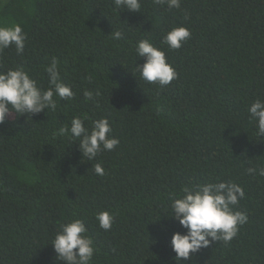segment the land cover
Wrapping results in <instances>:
<instances>
[{
	"label": "trees",
	"instance_id": "16d2710c",
	"mask_svg": "<svg viewBox=\"0 0 264 264\" xmlns=\"http://www.w3.org/2000/svg\"><path fill=\"white\" fill-rule=\"evenodd\" d=\"M140 2L130 12L113 0H0V25L26 34L23 53L0 52V71L23 66L47 90L55 58L75 93L54 97L55 111L13 113L0 124V264H65L51 243L73 219L93 240L90 264H179L171 238L186 229L170 216L172 200L185 186L226 181L243 188L234 210L248 222L229 243L180 264H264V176L246 171L264 168V136L247 111L264 100V0ZM176 27L191 33L178 50L164 42ZM141 40L174 67L169 85L140 77ZM76 116L89 128L107 118L118 146L89 161L78 140L54 135ZM101 211L115 218L109 231L96 220Z\"/></svg>",
	"mask_w": 264,
	"mask_h": 264
},
{
	"label": "clouds",
	"instance_id": "9594fccd",
	"mask_svg": "<svg viewBox=\"0 0 264 264\" xmlns=\"http://www.w3.org/2000/svg\"><path fill=\"white\" fill-rule=\"evenodd\" d=\"M116 9L130 12H140V0H113ZM155 4H167L169 9L179 8L180 0H154ZM114 40H121L124 35L120 31L109 35ZM191 33L185 27H176L164 37V42L170 49H180L190 39ZM26 34L19 24L11 26L0 25V52L9 47L15 48L18 54L25 48ZM138 58H144V64L137 65L136 70L147 83H157L160 86L169 85L177 78L174 67L167 62L164 51L148 40H141L135 46ZM49 88L42 90L23 66L0 71V124L11 114H36L45 110L55 111L57 101L70 100L75 93L71 87L62 82L58 63L55 58L46 67ZM96 92L95 95H99ZM86 100L93 99V92H84ZM250 121H255L257 135L264 136V100L256 99L248 107ZM87 117L76 116L60 127L54 135L67 136L79 141L82 156L89 161L94 160L102 150L112 151L119 144L112 137V128L107 118L92 122L91 127L85 126ZM96 175H104L100 163L92 165ZM249 174L259 173L264 176V168L246 169ZM183 195L174 198L171 203V217L186 229L185 233L175 232L171 238L175 260L191 258L201 248H206L214 242L229 243L237 236L239 228L248 222L246 213L234 210L239 200L245 196L243 188L232 181L209 182L194 186H185ZM96 220L104 231L112 228L115 218L108 211L96 214ZM51 245L60 261L65 264H90L95 253L93 240L87 236V228L83 220L73 219L63 224L57 232Z\"/></svg>",
	"mask_w": 264,
	"mask_h": 264
}]
</instances>
